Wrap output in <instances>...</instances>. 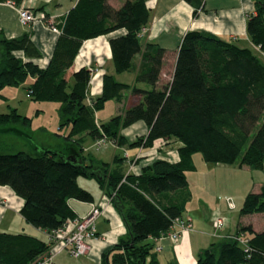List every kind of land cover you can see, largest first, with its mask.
<instances>
[{
	"label": "trees",
	"instance_id": "16d2710c",
	"mask_svg": "<svg viewBox=\"0 0 264 264\" xmlns=\"http://www.w3.org/2000/svg\"><path fill=\"white\" fill-rule=\"evenodd\" d=\"M7 1L20 5L23 0H0ZM185 1L196 7L202 2ZM254 2L256 14L249 17L247 32L264 51V7ZM149 19L146 0H125L119 8L109 0H77L65 15L45 68L31 60L41 57L31 32L7 38L0 31V93L31 79L28 94L33 100L61 104V126L69 127L64 139L74 145L67 152L51 148L0 152V185L23 199L20 213L28 223L51 231L77 217L70 199L93 201L78 179L96 178L115 200L127 227L126 236L104 253L102 264H164L148 240L167 232L175 218L184 216L191 197L187 172L197 170L195 154L210 163L264 166V63L257 53L211 33L187 31L173 79L159 87L165 50L155 43L143 45L140 39ZM120 29L125 34L109 39L112 60L117 73H135L134 84L105 74L101 94L91 97L92 68L83 66L70 76L68 72L85 41ZM128 90L141 101L99 123L96 111L107 100L121 102ZM29 120L16 109L0 114V124L28 125ZM138 121L147 125L148 132L128 141L122 130ZM88 139L129 148L175 139L181 146L177 161L157 159L136 174L126 172L119 155L112 163L88 158L84 146ZM240 213H264V184L259 192L245 196ZM48 247L49 241L41 236L0 231V264H31ZM196 264H264V230L243 226L205 248Z\"/></svg>",
	"mask_w": 264,
	"mask_h": 264
},
{
	"label": "crops",
	"instance_id": "0c3cea01",
	"mask_svg": "<svg viewBox=\"0 0 264 264\" xmlns=\"http://www.w3.org/2000/svg\"><path fill=\"white\" fill-rule=\"evenodd\" d=\"M124 1L125 0H109V3L119 8ZM76 2L77 0H23L20 5L13 4L10 1L0 2V31L7 38L20 37L25 33L31 32L32 41L41 52V57L32 58L31 60L40 67L45 68L53 55L65 15ZM146 5L150 10V19L145 30L141 33V42L143 45L146 43H155L165 50L164 63L158 82L159 87L169 84L172 81L180 44L184 34L190 30L211 33L220 38L233 41L241 47H247V45L242 46L240 44L246 42V44L251 46L247 48L253 49L258 54H264V51H260V49L254 45L247 32V21L252 14H256L254 0H202L199 7L191 5L185 0H146ZM22 8L30 10L35 15L36 21L23 24L19 17V10ZM195 9H197L196 16L194 15ZM123 34H125V30L120 29L108 35L89 39L83 43L68 75L70 76L83 66L91 67L93 74L89 87V96L95 97L101 94L103 77L105 74H112L119 82L130 85L134 84L135 73H117L112 60L109 39ZM85 46L88 48L84 56H80ZM17 55L22 56V53L18 52ZM135 61H140V55H136ZM137 86L140 88L147 87L144 84H138ZM140 101L141 96L133 94L130 90L124 92L123 100L121 102L117 101L120 106H118L115 115L121 113L125 107L132 106ZM97 120L99 123L108 121ZM147 132L148 127L143 121H138L122 130V134L128 141H133L139 136L147 134ZM88 141L89 139L86 142ZM86 144L87 143L84 145L85 155H87L88 158L94 159L88 154ZM180 146L181 143L175 139H167L163 144H161V140H157L154 145L149 148L131 147L134 148V150L131 151L133 154L128 152V150L124 153V148L128 147L121 146L123 149V151H121L122 153H116L115 155L124 158V169L126 172L132 171L139 174L143 167L151 164L157 159L163 158L170 161H177V150ZM114 157L112 161L102 160L96 162L112 163ZM217 165L225 166L226 164L218 163ZM226 166L239 167V169H250L248 165L242 167L237 164ZM78 182L80 186L90 191L93 196L92 202L70 199V206L78 217L88 214L93 205L104 206L103 214L96 220L97 238L92 241V248L88 255L73 257L64 249L55 254L53 259L54 264H102L104 253L111 249L121 237L126 236L127 233L123 218L115 207L112 197L105 192L100 184L97 183V185L94 186L88 185V182L82 183L79 179ZM263 184L264 183L261 185L259 184L260 189ZM175 195V192L172 193L170 199H173ZM167 198L170 200L169 196H167ZM23 203V199L17 196L9 186L0 185V231L26 232L36 236H40L38 232L42 234L47 233L45 230L34 227L24 219L20 213ZM199 203L210 210L211 207L208 201L199 199ZM232 205L234 208H230L227 205L228 209L232 210V213H237V206L235 207V203ZM241 207L242 204L239 208V213ZM114 208L116 211L113 210ZM216 209L220 212H224L220 205L217 206ZM187 210L188 208L186 207L184 216L190 215L192 217V229L181 235L178 240H173L169 236H162L158 241V245L162 247L158 252V258L164 264H196L200 253L205 248L209 247L213 242L236 234L238 229L243 226L251 225L255 231L259 232L252 221L245 220V218L251 214L242 215L240 213L239 218L235 217L234 220L230 219L228 226L224 227L222 230H216L213 226V220L212 222L209 221V225L205 224L202 226L198 218H195ZM16 224L17 228H19L17 230L14 229ZM111 233H115L113 240H110L111 238L109 235ZM148 241L153 242L154 245L156 244L153 238H150ZM63 251H66L67 254H63Z\"/></svg>",
	"mask_w": 264,
	"mask_h": 264
},
{
	"label": "rangeland",
	"instance_id": "374dc122",
	"mask_svg": "<svg viewBox=\"0 0 264 264\" xmlns=\"http://www.w3.org/2000/svg\"><path fill=\"white\" fill-rule=\"evenodd\" d=\"M240 44L251 47L246 42ZM257 55L264 63V54L257 53ZM30 80L28 79L26 83L16 88L5 87L0 93V114L16 109L19 114L30 119L28 125L22 121L0 124V152L27 151L35 153L38 148H51L67 152L74 145L64 139L69 127L61 126V104L55 101L33 100L28 94ZM118 106L120 105L116 100H107L105 105L96 111L97 119L110 120L117 113ZM86 143L88 154L96 161H112L116 153L123 151L121 146L114 145L109 140L98 142L89 139ZM126 150L131 152L134 148H124V153ZM131 153L133 154V152ZM194 160L197 170L187 172L190 182L189 191L191 192V197L186 205L187 211L198 218L202 226L209 225V221L212 222L214 218L222 216L225 221L224 226L220 229L222 230L228 226L230 219L239 218V208L244 202L245 195L251 191L260 190V185L264 183V166L262 168L250 166V169H239V167L217 165L204 161L200 153L194 155ZM79 181L88 182V185L93 186L98 183L96 178L80 177ZM199 199L208 201L210 210L203 207L199 203ZM233 203H235V207L237 206V213H232V210L227 207L228 205L230 208H234ZM219 205L222 206L224 212L216 209ZM245 220L252 221L258 231L264 230V213L251 214ZM14 229H19L17 224ZM38 235L48 240L46 233L38 232ZM63 254H67V252L63 251Z\"/></svg>",
	"mask_w": 264,
	"mask_h": 264
},
{
	"label": "built area",
	"instance_id": "2783aa9c",
	"mask_svg": "<svg viewBox=\"0 0 264 264\" xmlns=\"http://www.w3.org/2000/svg\"><path fill=\"white\" fill-rule=\"evenodd\" d=\"M20 21L23 24L36 21L35 15L28 9L19 10ZM145 27L142 28V32ZM100 142V141H99ZM103 205H93L91 210L82 217L70 218L57 229L46 231L49 239L48 250L38 257L31 264H54L53 259L57 252L67 250L73 257H82L90 253L92 241L97 238L96 219L103 214ZM190 215L175 218L170 229L160 236L153 238L156 243L155 250L159 252L162 247L158 241L162 236H169L173 240H178L181 235L189 232L193 226ZM213 226L220 230L224 226V218L221 216L213 220ZM241 242L245 240L239 239Z\"/></svg>",
	"mask_w": 264,
	"mask_h": 264
},
{
	"label": "water",
	"instance_id": "95a60500",
	"mask_svg": "<svg viewBox=\"0 0 264 264\" xmlns=\"http://www.w3.org/2000/svg\"><path fill=\"white\" fill-rule=\"evenodd\" d=\"M261 6H263L264 7V0H256ZM113 203H114V205H115V207L117 206V204H116V202H115V200L113 201ZM118 211H119V213L121 214V211L118 209ZM122 216V215H121ZM123 218V217H122ZM123 221H124V219H123ZM126 226V225H125ZM127 228V227H126Z\"/></svg>",
	"mask_w": 264,
	"mask_h": 264
},
{
	"label": "bare ground",
	"instance_id": "6f19581e",
	"mask_svg": "<svg viewBox=\"0 0 264 264\" xmlns=\"http://www.w3.org/2000/svg\"><path fill=\"white\" fill-rule=\"evenodd\" d=\"M87 46H85L84 48H83V50H82V52H81V55L80 56H84V54H85V52H86V50H87ZM115 237V233H111L110 234V238H114Z\"/></svg>",
	"mask_w": 264,
	"mask_h": 264
}]
</instances>
